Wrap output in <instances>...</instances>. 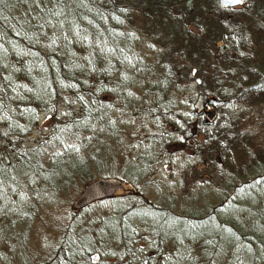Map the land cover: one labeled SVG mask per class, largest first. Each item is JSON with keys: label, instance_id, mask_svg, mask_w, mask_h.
<instances>
[{"label": "trees", "instance_id": "trees-1", "mask_svg": "<svg viewBox=\"0 0 264 264\" xmlns=\"http://www.w3.org/2000/svg\"><path fill=\"white\" fill-rule=\"evenodd\" d=\"M242 1L0 0V264H28L38 207L114 176L119 154L137 195L69 214L37 264H264V0ZM196 77L216 117L193 112L177 133L201 169L183 164L177 196L150 202L138 190L168 142L158 122ZM41 116L51 132L28 147ZM141 120L154 130L130 157Z\"/></svg>", "mask_w": 264, "mask_h": 264}, {"label": "rangeland", "instance_id": "rangeland-1", "mask_svg": "<svg viewBox=\"0 0 264 264\" xmlns=\"http://www.w3.org/2000/svg\"><path fill=\"white\" fill-rule=\"evenodd\" d=\"M200 91L201 88L195 85L194 78H192L188 86L184 89L175 90L169 95V101L174 106V109L172 111L170 110L172 117L160 119L158 122L159 126L156 130L157 133L162 135L167 134L166 138L168 142L162 148L163 153L161 154L158 163L155 166H152L151 169L149 181H155V185L143 184V187L138 190L139 192L141 191L145 198L150 202H153L155 197L154 194L158 193H171L173 196H177L180 192V188H178L180 182L178 183V181L183 164L195 167L199 170L201 169V167H198L199 160L191 153H188L186 149L189 144L184 147L185 142L177 133L179 127L183 125L182 121L196 124L197 120L193 115L194 110L192 103L197 94H201ZM135 116L138 117V115ZM139 119L140 118H138V120ZM141 122L142 120L136 125L132 124V126L128 128L129 131L133 132L134 138L131 140L125 138L124 140V147L128 148L127 152L130 157H132L137 150V140L145 141L147 135L154 130L148 124H139ZM51 127V119L41 116L38 119L36 126L27 133V136L24 139V144L28 147L33 146L51 132ZM120 157L122 156L119 154L117 163H115V167L112 169L115 172V174L112 173V175H114L112 178H117L121 181H123L124 178L123 183L129 184L132 178L128 177V179H126L124 176L119 175ZM108 176L109 175H104L103 177H99L105 178ZM138 183L139 182L136 184ZM83 185L84 184L79 185L77 193L65 194V197L58 200V203L54 206L41 205L38 207V218H33V222H31L30 229L32 230V234L27 239V246H25L24 250L21 249L19 254L21 260L28 264H37L49 256L53 245L59 240L61 231L70 217L68 213L69 205L78 195ZM203 185L205 186L203 183L191 184L186 189H190L192 193H197L199 188ZM152 187H155L156 190H152ZM105 262H112V256L105 259H97V257L93 256L90 259V264H104Z\"/></svg>", "mask_w": 264, "mask_h": 264}, {"label": "water", "instance_id": "water-1", "mask_svg": "<svg viewBox=\"0 0 264 264\" xmlns=\"http://www.w3.org/2000/svg\"><path fill=\"white\" fill-rule=\"evenodd\" d=\"M220 8L233 9L243 5V1L237 3V0H216ZM195 69H191L190 74L192 77L195 75ZM195 85H199L200 80L194 78ZM213 97H207L203 94H197L192 103L193 110L196 115H201L204 105L213 104ZM206 122L211 123L216 117V110L213 106L203 113ZM116 193H124L128 196L135 197L137 192L134 188L125 185L121 180L112 177L95 178L85 183L78 195L71 201L69 205V214H76L86 206L96 202L111 198Z\"/></svg>", "mask_w": 264, "mask_h": 264}, {"label": "flooded vegetation", "instance_id": "flooded-vegetation-1", "mask_svg": "<svg viewBox=\"0 0 264 264\" xmlns=\"http://www.w3.org/2000/svg\"><path fill=\"white\" fill-rule=\"evenodd\" d=\"M210 108H211V104H206V106L204 105L203 110H202V112H201V115H199V116H200L201 118L204 119V117H203V113H204L205 111L209 110Z\"/></svg>", "mask_w": 264, "mask_h": 264}, {"label": "snow or ice", "instance_id": "snow-or-ice-1", "mask_svg": "<svg viewBox=\"0 0 264 264\" xmlns=\"http://www.w3.org/2000/svg\"><path fill=\"white\" fill-rule=\"evenodd\" d=\"M241 2V0H237V3Z\"/></svg>", "mask_w": 264, "mask_h": 264}]
</instances>
